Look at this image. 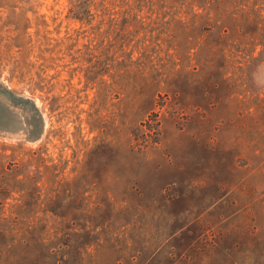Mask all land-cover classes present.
Returning a JSON list of instances; mask_svg holds the SVG:
<instances>
[{
	"label": "rangeland",
	"instance_id": "rangeland-1",
	"mask_svg": "<svg viewBox=\"0 0 264 264\" xmlns=\"http://www.w3.org/2000/svg\"><path fill=\"white\" fill-rule=\"evenodd\" d=\"M196 2L0 0V199L61 258L0 264H264V22Z\"/></svg>",
	"mask_w": 264,
	"mask_h": 264
},
{
	"label": "trees",
	"instance_id": "trees-1",
	"mask_svg": "<svg viewBox=\"0 0 264 264\" xmlns=\"http://www.w3.org/2000/svg\"><path fill=\"white\" fill-rule=\"evenodd\" d=\"M193 1H197V5L206 7L208 11L213 8L219 10L218 14L211 12L209 15L210 20L216 19L225 22L233 31H236V33L241 32L246 38L255 37L258 34L259 22H264V15H261L259 10L254 11L250 7L243 8L236 0H200V4L198 0H188V2ZM69 2L71 4L69 9L73 12L72 16L80 19L82 18V12L87 11L90 5L101 6L105 0H69ZM141 81L140 93L149 97L153 92L149 89L151 86L147 74L142 77ZM129 146L131 148L132 144ZM15 166V162L10 161L6 166H3L4 170L0 167L2 168L0 169V179L2 173L7 174L4 185L0 182V194H4L5 191L8 193L12 189L13 186L10 181L21 182V179L17 178L15 180L13 176H9ZM24 203L21 200V202H12L6 206L3 198L0 199V235H9L7 242H0V258L10 261L18 259L61 260V258L55 256L56 254L52 251L51 246H48L47 239L43 236L46 223L40 224L39 219L34 220L35 218L27 219V222H24L25 217L20 214L23 206L27 205V203L25 205ZM5 209H9V213H5ZM15 249H18V251Z\"/></svg>",
	"mask_w": 264,
	"mask_h": 264
}]
</instances>
